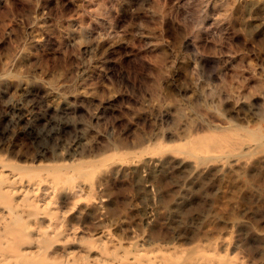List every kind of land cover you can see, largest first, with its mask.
<instances>
[{
  "label": "rangeland",
  "instance_id": "374dc122",
  "mask_svg": "<svg viewBox=\"0 0 264 264\" xmlns=\"http://www.w3.org/2000/svg\"><path fill=\"white\" fill-rule=\"evenodd\" d=\"M0 178L68 264H264V4L0 0Z\"/></svg>",
  "mask_w": 264,
  "mask_h": 264
},
{
  "label": "bare ground",
  "instance_id": "6f19581e",
  "mask_svg": "<svg viewBox=\"0 0 264 264\" xmlns=\"http://www.w3.org/2000/svg\"><path fill=\"white\" fill-rule=\"evenodd\" d=\"M0 180L2 181V184H4L3 188L0 185V197L6 199L9 205L6 206L7 208H5L4 210L0 211V264H68V259L73 254L72 250L70 251L68 248H66V245H68L69 243L63 242L64 244L63 243L61 244L60 247L61 249H60V248H56L55 246L56 244L50 241L48 230H50V228H53L52 222L55 215L51 213L49 215L50 217L49 223L44 224V222L42 221L43 218L42 210H40L41 200L38 199V197H35L37 195L36 194L34 195L32 191H31L32 194H30L29 189H27V192L24 191L22 194H19L17 193V191L14 190L15 188L12 186L14 182L13 180L4 179V178H0ZM81 243L84 244L85 241L84 242L82 241ZM90 246L91 249L95 248L93 245H89V247ZM98 251L99 249L97 250V252ZM90 253L91 251H89L88 254ZM100 253L102 254L103 252ZM87 256H83L82 258L84 259V257H86L85 259H87L88 258ZM138 256L139 254L137 255V257H135L134 255L135 258H140ZM94 257L96 258L97 256ZM114 257L115 256H113V260L115 259ZM43 260H47V261L45 263H42ZM97 260L98 258H96V261ZM100 261L105 262V260L103 259ZM84 264H86V262Z\"/></svg>",
  "mask_w": 264,
  "mask_h": 264
},
{
  "label": "built area",
  "instance_id": "2783aa9c",
  "mask_svg": "<svg viewBox=\"0 0 264 264\" xmlns=\"http://www.w3.org/2000/svg\"><path fill=\"white\" fill-rule=\"evenodd\" d=\"M248 1L264 4V0H248Z\"/></svg>",
  "mask_w": 264,
  "mask_h": 264
}]
</instances>
